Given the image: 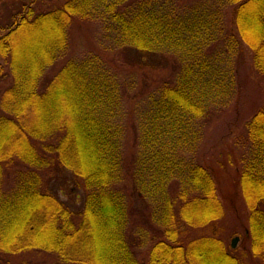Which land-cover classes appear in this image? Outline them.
Returning <instances> with one entry per match:
<instances>
[{
	"label": "trees",
	"instance_id": "obj_1",
	"mask_svg": "<svg viewBox=\"0 0 264 264\" xmlns=\"http://www.w3.org/2000/svg\"><path fill=\"white\" fill-rule=\"evenodd\" d=\"M27 1H13L0 26V255L43 253L55 264H239L213 235L185 241L189 229L220 220L223 208L212 172L179 153L196 146V121L210 106L224 110L238 94L227 61L241 44L264 84V0H65L45 12ZM74 21L100 23L111 50L134 52L141 69L169 71L142 112L132 156L119 120L127 92L99 54L67 62L44 87ZM39 31L46 36L31 44L32 58L22 57ZM236 140L247 252L264 264V102ZM56 165L82 188L78 210L45 182Z\"/></svg>",
	"mask_w": 264,
	"mask_h": 264
},
{
	"label": "rangeland",
	"instance_id": "obj_2",
	"mask_svg": "<svg viewBox=\"0 0 264 264\" xmlns=\"http://www.w3.org/2000/svg\"><path fill=\"white\" fill-rule=\"evenodd\" d=\"M13 1L16 0H0L1 27L7 24L9 16L14 12L11 11L13 10ZM64 1L28 0L26 5L38 12H45ZM4 4L8 5V9H4ZM9 9L10 12H8ZM226 21L229 29L231 25L229 10L226 12ZM230 30L236 34L232 25ZM3 33L4 31L0 30V36ZM103 34L102 26L98 22L83 24L74 21L68 31L66 52L45 72L42 79L45 87L47 80L53 79L67 62L81 61L89 54H99L110 66L111 73L116 77L120 88H124L127 92L119 120L122 121L121 124L125 129L124 152L128 157L137 151L135 129L141 122L142 112L146 111L147 106H149L151 95L152 97L156 96L155 87L161 82L164 75L168 77L169 71L166 69H141L137 66L134 52L124 54L119 49L112 48L111 50L110 41L104 39ZM45 36V31H39L36 36H30L27 44H24L22 57L31 59L34 54L32 47L38 46ZM240 47V53L234 58H231L233 56L229 57L227 61L236 68L235 82L239 85L238 94L229 107L218 110L216 105H212L209 108L210 113H207L205 118L196 121L195 129L198 128V124L202 125L196 131L199 141L196 146L188 151L179 153V158L186 160L194 158L198 163H204L205 167L212 172L217 199L223 208V217L220 220L205 228L189 229L185 241L213 235L222 241L225 248L233 256L238 258L239 264H254L247 252L249 242L245 240L248 230V210L238 185L240 174L238 160L242 153L241 147L234 144L244 122L250 120L263 104L264 84L254 73L251 51L243 44ZM3 63L4 61L0 59V64L3 65ZM8 84L9 82L3 86ZM44 178L48 187L56 191L61 200L71 204V206L76 205L75 210L79 209L83 191L69 171L56 165L44 175ZM128 184H126L127 189L130 187ZM130 203L134 209L141 208L140 200H137L135 196L131 197ZM234 238H238V241L235 248H231V242ZM0 264H55V260L48 254L28 252L14 256L0 255Z\"/></svg>",
	"mask_w": 264,
	"mask_h": 264
},
{
	"label": "water",
	"instance_id": "obj_3",
	"mask_svg": "<svg viewBox=\"0 0 264 264\" xmlns=\"http://www.w3.org/2000/svg\"><path fill=\"white\" fill-rule=\"evenodd\" d=\"M24 1V0H23ZM238 238H234L231 242V248H235Z\"/></svg>",
	"mask_w": 264,
	"mask_h": 264
}]
</instances>
